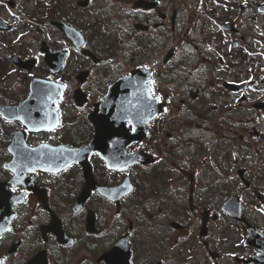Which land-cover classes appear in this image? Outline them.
<instances>
[{
    "label": "flooded vegetation",
    "instance_id": "obj_1",
    "mask_svg": "<svg viewBox=\"0 0 264 264\" xmlns=\"http://www.w3.org/2000/svg\"><path fill=\"white\" fill-rule=\"evenodd\" d=\"M263 1L0 0V260L109 264L122 236L113 264H264ZM136 70L162 111L126 150L155 161L108 169L94 112ZM92 141L87 189L79 160L29 170Z\"/></svg>",
    "mask_w": 264,
    "mask_h": 264
},
{
    "label": "water",
    "instance_id": "obj_2",
    "mask_svg": "<svg viewBox=\"0 0 264 264\" xmlns=\"http://www.w3.org/2000/svg\"><path fill=\"white\" fill-rule=\"evenodd\" d=\"M115 94V92H113ZM138 102L130 105L129 108V117H135L136 119L138 118V112L141 113V117L145 118V123H147V121L153 116L151 114L148 113L149 111V106L148 105H140V99L137 100ZM113 111V108H112ZM113 123V121H112ZM144 125H138V130H136L134 133L132 134H128V136L126 135H122V133H120V138L122 139V141L124 143H129L133 140L136 139H140L142 137V135L144 134ZM116 134V131L114 130V135ZM109 161L112 162H116L119 163L121 162H133V161H141V162H147L152 160L151 157H148L146 153L144 152H133L129 155H124V156H115L113 155L112 157H108ZM83 165L87 167V164L85 162H83ZM58 167H60V163H58L57 165ZM115 246H121V244H116ZM116 251H119V247H117V249L115 251H112L111 254L114 255ZM102 258H106V254L102 255ZM37 261L36 260H31L29 261L28 264H35ZM41 264H46L45 261L42 262Z\"/></svg>",
    "mask_w": 264,
    "mask_h": 264
},
{
    "label": "snow or ice",
    "instance_id": "obj_3",
    "mask_svg": "<svg viewBox=\"0 0 264 264\" xmlns=\"http://www.w3.org/2000/svg\"><path fill=\"white\" fill-rule=\"evenodd\" d=\"M145 71H147V67H145ZM149 83L152 84V85H154L155 82L154 81H149ZM62 87H65L66 88L67 85H63ZM149 91H150V99L155 100V101H159L161 99L159 96L151 93V90H149ZM48 98H49V100H51L52 99L51 95H49ZM165 111H167V109H165ZM0 116H3V113L2 112H0ZM16 118L17 119H21V122L22 123L24 122L23 118L18 117V116ZM7 122L11 123V120L9 119V120H7ZM41 123H43V122H41ZM36 130H39V129H36ZM48 130H54V128H49ZM42 147H47V146L46 145H42ZM5 167H7V166H5ZM29 170L30 171H34L35 169L34 168H30ZM121 171H123V169H121ZM13 190H15V189H13ZM0 264H4V261L3 260H0Z\"/></svg>",
    "mask_w": 264,
    "mask_h": 264
}]
</instances>
